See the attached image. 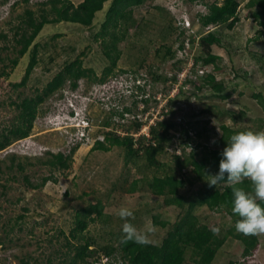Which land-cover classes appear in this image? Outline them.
Segmentation results:
<instances>
[{
  "label": "rangeland",
  "instance_id": "obj_1",
  "mask_svg": "<svg viewBox=\"0 0 264 264\" xmlns=\"http://www.w3.org/2000/svg\"><path fill=\"white\" fill-rule=\"evenodd\" d=\"M42 1L44 0L26 2L7 0L6 4H0V33L7 34L6 39H0V56L5 61H0V72L2 69L8 72L7 75L0 74V131L17 120L19 109L10 102L13 100L19 102L22 97L32 96L40 91L64 62L83 52L81 55L83 66L92 68L97 76L109 63L102 54L101 39L94 40L92 36L100 29L111 0L104 2L103 8L96 12L91 26L70 22L45 24L33 40L39 48L38 64L26 84L14 88L12 83L21 79L29 60V52H27L18 58L15 67L9 66V59L17 54L14 48L19 47L14 39V30L20 22L19 15L23 14L26 8L34 10L37 15L40 12L39 3ZM71 1L76 4L81 0ZM171 1L148 0L142 5L133 6L134 16L132 21L127 23L126 34L118 44L121 55L115 73L108 76L104 83L82 78L77 82V92L72 93L66 84L62 90L53 93L39 105L32 128L23 140L28 144V149L24 152H28L31 156L28 161L35 163L34 157H44L47 151L66 154L74 145L72 135H67L68 130L72 132L69 126L73 124L69 120L65 124L60 123L64 118L62 114H67L65 105L72 101V94L75 102L81 99L83 94L89 100L94 98L90 105L94 123L88 127V131L94 136L100 128V121L108 114L110 104L119 108L120 105L132 106L133 99L139 98V89L131 84H122L123 80L133 79L135 75L141 78L145 92L156 93L155 102L153 101L147 110V118L142 120L145 125L140 133H148L151 124L168 115L176 126L177 122L185 118L195 122L196 128L206 125V128L214 134L217 131L221 134L219 126L223 123L232 127L240 124L256 126L258 122L256 119L264 118L263 107L253 96L254 93L261 92L264 97V29L259 31L261 29L257 23L249 13H246L247 0H237L240 20L233 29H228L224 24L213 29L222 39L221 46L211 45L212 53L220 56L217 64L221 69L215 73L221 78L224 92L230 95L222 99L205 87L198 91L190 89L191 85L185 82L183 75H180L179 83L186 86L184 90L187 92L168 101L170 100L168 96L174 95L175 91L171 92V88H167V85L165 88L166 82L156 81L153 75L168 76L176 70L173 66L174 59L166 56L163 58L166 47L174 48L175 41L178 40L176 32H171L169 28L174 26H172L174 21L170 23L165 17L168 13L167 6L170 8ZM215 1L220 4L222 0ZM185 5L189 7L188 2ZM156 6L163 10H158ZM45 8H50V5L46 4ZM125 27L126 25L121 23L118 31H124ZM206 28L194 22L190 27L193 32L199 29V32H202ZM55 33L60 35L52 39L51 36ZM186 33H189L188 29ZM162 35L166 37L163 39ZM187 52L191 53L192 57L197 56L201 52V46L193 44ZM50 56L53 60L49 59ZM141 59L143 65L139 64ZM210 67L212 66H207L202 72L194 74L211 71ZM103 87L107 89L105 98L98 96L102 94L100 88ZM104 99L107 100L100 104ZM141 104L143 103L140 101L136 103V115H140L139 111L144 108V104L142 109L139 108ZM242 110L245 113L237 118V113ZM131 115H125L127 121L123 122L124 127L118 125L113 128H117L121 133L129 131L127 126L132 120ZM143 115L144 113L140 116ZM262 127L264 130V124ZM193 130L191 129L192 136L188 140L192 146L200 142ZM170 133L173 135V140L171 139L172 145H169L170 142L167 143V150L170 151L171 148L175 150L179 148L177 150L180 152L182 149L188 150L186 149L190 147L188 144L180 148L183 146L180 140L183 139L185 142L184 134L178 137L174 129H171ZM211 140L212 138L208 145L217 147L214 142L210 143ZM92 145L93 137L89 142L83 141L78 144L72 154L70 167L64 170L51 169L39 163H26L24 170H19L16 166H9L11 163L9 153L0 151V264H21V260L25 264H65L64 261L69 260L74 254L75 244H79L78 240L70 235L76 225V217L83 212V208L96 202L103 204L105 215L95 217L92 214L95 219L88 222L79 236H92L102 245L112 241L116 246L117 234L122 233L124 223L116 212L121 207H128L134 213V219L130 218L129 222L140 230L154 227L155 231L148 234L149 239L155 244L161 242L168 226L161 227L160 224L154 223L152 215H157L161 221H173L175 212L170 211L163 196L152 194L141 181L142 177L152 175L157 169L153 166L146 167V161L143 159H136L135 164V161L125 164V152L122 147L112 146L108 151H99L90 150ZM11 147L19 157L28 156L19 153L14 141L5 149ZM194 154L199 159L202 154L201 147L195 149ZM157 159L167 162L172 160L171 156L166 158L162 155ZM184 172L186 178L194 177L190 166L185 168ZM48 175L53 178L38 188H30L25 178L27 177L32 183H40L42 177ZM134 179H140L138 187L134 192H129L127 190ZM197 187L199 184L196 182L193 188L196 190ZM195 214L200 222L209 225L227 227L230 223L229 216L211 210L205 205L195 207ZM258 237L259 243L256 249L245 258L248 263L264 264V234ZM67 241L72 246L67 245ZM241 250L242 244L229 237L213 264H228L230 260L242 261ZM96 256L98 264H128L118 252L107 257V260L102 253ZM185 263L195 264L189 252Z\"/></svg>",
  "mask_w": 264,
  "mask_h": 264
},
{
  "label": "trees",
  "instance_id": "obj_2",
  "mask_svg": "<svg viewBox=\"0 0 264 264\" xmlns=\"http://www.w3.org/2000/svg\"><path fill=\"white\" fill-rule=\"evenodd\" d=\"M24 1L26 2L27 0ZM106 1L108 0H81L74 4L71 0H45L39 3L40 12L37 15L34 10L26 8L23 14L19 15L20 22L14 30V39L19 47L14 48L17 54L9 59V66L11 68L15 67L18 63V58L27 52H29V60L21 79L18 82H13L12 86L14 88L24 86L33 69L38 64L39 48L37 43H33V40L45 24L70 22L87 27L91 26L96 12L103 8ZM146 1L148 0L110 1L100 29L92 36L94 40L101 39L102 54L109 61L99 76L96 75L92 68L83 66L81 56L83 52H81L71 60L64 62L62 67L53 74L40 91H37L32 96L22 97L19 102L14 100L10 102L19 109V113L17 114L16 122L0 131V149L16 139L26 137L32 128L39 105L53 93L62 90L64 85L67 84L70 90H76L77 82L82 78L97 83H104L108 76L115 73L117 61L121 55L118 44L126 34L127 23L131 22L132 16H134L133 6L142 5ZM6 2L7 0H1L0 4H5ZM205 2L208 4V0H205ZM185 3L186 0H172L170 8L167 6L168 13L165 16L166 20L170 23H172V20L174 21V24L172 23V26H174L169 28L171 32H176L178 40L175 41L176 46L174 48L170 46L166 47L163 58L166 56V58L174 59L173 66L176 67V70L171 75L156 74L153 75V78L156 81L166 82L164 87L166 88L167 85V88H171L172 90L177 82L178 73L185 67L187 62L186 59H176L177 51L184 48V41L189 38L190 46L197 42V46H201V52L197 56H193V66L190 68V74L186 77L185 82L191 85L190 89L193 88L198 91L205 87L212 90L219 98L225 99L230 94L224 92L221 78L215 73V71L221 69L217 64L220 56L211 51V45L221 46L222 39L221 36L216 35L213 29L221 24H224L228 29L235 27L240 20L238 16L239 2L237 0H222L220 4L217 1L209 4V12L204 16H200L199 20L201 26L206 27L211 25L206 33L204 30L199 32L200 29L194 33H186V29L179 30L176 22L181 15ZM46 4H49L50 8H45ZM245 6L247 8L246 13H249L261 29L259 31H262L264 29V0H247ZM156 8L160 11L163 10L158 6ZM121 23L126 25V27L124 31L119 32L118 28ZM199 33L201 36L196 39V34ZM59 35V33H55L51 38L53 39ZM165 37L166 35H162L163 39ZM6 38L7 34L0 33V39ZM49 59L53 60L51 56ZM142 60L139 62L140 65H143ZM0 61L5 62L2 56H0ZM207 66H212L210 67L211 71L194 74L198 73L200 68ZM119 71L123 72V70ZM7 73L5 69H2L0 72L2 75H7ZM176 87L178 91L174 95L168 96V99H170L168 101L187 92L184 90L186 86L183 84H177ZM138 89L140 91L139 98L133 99L132 106L120 105V108L112 104L108 106V114L100 121V128L96 133H101L103 139H96L90 150L108 151L112 146L122 147L125 152V164L132 161H135V164L136 159H143L146 161V167H155L157 170L150 176L142 177L141 181L152 194L164 197L165 204L169 207L170 211L175 212V217L173 221H161L157 215H152L154 223L160 224L161 227L168 226L166 235L159 244L140 245L133 242L123 244L121 243L122 233H119L117 234L118 242L116 246H114L112 241L102 245L98 244L92 236H79L87 227L88 222L95 219L92 214L95 217L105 215L101 202L90 204L86 208H83V212L76 217V225L71 230L70 235L73 239L78 240L79 244H75L74 254L69 260L64 261V263L97 264L96 254L100 255L102 253L104 256L110 257L114 252H118L128 264H186L185 258L189 252L195 264H213L216 256L221 252L224 243L230 237L242 244L241 254L243 259L239 262L230 260L228 264H254L248 263L245 258L250 256L256 249L259 243L258 235L246 236L235 230V223L239 217L232 212L233 197L231 188L224 186L223 182L218 186L210 187L206 180L209 178L208 175L218 173L219 161L222 158L221 152L227 146L230 136L241 131H261L264 118H257L258 122L256 126L240 124L232 127L223 123L219 126L221 134L217 132L214 134L213 131L210 132L206 128V125L196 128L195 122L185 120V118L181 122H177V127L176 123L170 120L167 114L166 118H161L154 122L153 125H150L148 135H139L135 141L133 132L138 131L143 124L142 120L136 115V103L140 101L144 104V108L139 111L143 114L155 100L154 95L156 94L155 91L145 92L142 87H138ZM253 96L264 110V97L262 93L257 92ZM244 113L242 110L240 113H237L236 117L240 118ZM125 114H132V120L127 126L129 131L126 130L125 134L120 135L117 134V131L113 127L118 125L124 127L123 122L127 119ZM90 118L92 123H94V118L91 115ZM171 129H174L178 133V137H180V134L185 135V142H183V139L180 140V143L183 145L180 148H184L186 144L190 145V141L188 140L192 136L189 133L191 129L195 130L193 131L196 132L195 135L200 139V142L197 145L186 147L188 150L182 149L180 152V150H177L179 148L176 150L175 148H171L172 150L169 151L167 150V143L170 142L169 145H172L171 139L173 140V135L170 133ZM210 138H212L210 143L213 144L214 142V145H217V147L214 148L208 145ZM198 147L202 149L199 159L194 154V150ZM76 148L77 145L71 147L66 154L63 152L53 153L47 151L44 157H34L36 158L35 163L49 166L51 169H67L71 165L72 154ZM161 155L166 158L171 156L172 160H168L169 162L158 161L157 157ZM8 156L11 161L9 166H16L19 170H24L26 163L35 164L28 161L31 159V156L19 157V155L14 153H9ZM188 166L191 167V171L194 173L193 178H186L185 176L184 170ZM160 170L161 172H159ZM25 178L30 188H38L42 187L47 180L53 177L51 175L44 176L40 180V183H32L27 177ZM139 180L134 179L127 191L134 192L138 187ZM196 182L199 184V187L195 190L193 186ZM250 184L251 182L245 179L239 186L246 191H251ZM257 202L261 207H264V201L258 200ZM202 205L230 217V223L227 227H219V234H213L210 230L215 225L199 221L198 216L195 214V207ZM67 245H71L69 241H67ZM21 264H25V262L21 260Z\"/></svg>",
  "mask_w": 264,
  "mask_h": 264
},
{
  "label": "clouds",
  "instance_id": "obj_3",
  "mask_svg": "<svg viewBox=\"0 0 264 264\" xmlns=\"http://www.w3.org/2000/svg\"><path fill=\"white\" fill-rule=\"evenodd\" d=\"M198 1L205 2V0ZM186 2H188V6H190L194 0H186ZM213 2H215V0H208V4L205 2L207 5V11L204 14H200V16H204L209 12L208 6ZM141 81L140 77L134 76L133 79L129 78L127 81L123 80L122 84H131L133 87L138 89V87H143V83H141ZM100 89L102 94L98 96L105 98L107 89H105V87ZM71 92L73 93L77 91L71 90ZM71 99L72 101H70L68 105H65L67 114H62L64 118L60 123L65 124L67 120H69L73 124L72 126H69V129H71L73 133H76L78 129L88 131V127L92 126L90 118L92 112L90 111V105L92 104V100L94 98L89 100L88 97L83 94L82 98L75 102L72 94ZM107 99H104L101 103L103 104ZM84 102L87 103L84 104ZM88 133L91 134L89 131ZM97 135L102 134L99 133L92 136L96 137ZM24 138L25 137L16 139L14 142L21 139L24 140ZM78 144H80V142L73 146ZM4 148L0 149V151ZM27 149L28 144L26 148H19L18 151H20L19 153L21 155H28V152H24ZM7 153L15 154V152ZM42 153L43 152L41 151L40 154ZM221 157L222 158L219 161L218 173L215 175L207 174L209 178L206 181L210 187L218 186L221 182H223L224 186L231 188L233 197L232 212L239 217L235 223V230L238 233L246 236L264 234V207H261V205L257 202L258 200L264 201V130L257 132L252 130L241 131L231 135L229 141L227 142V146L221 152ZM245 179L251 182V191H246L244 188L239 186ZM116 215L124 221L122 224L121 243L127 244L128 242H133L140 245H148L152 243L148 234L153 233L155 228L150 227L145 230H140L135 227L129 222L130 218L134 219V213L130 208L121 207L117 210ZM210 230L213 234H219L220 232L219 227L216 226L211 227Z\"/></svg>",
  "mask_w": 264,
  "mask_h": 264
},
{
  "label": "built area",
  "instance_id": "obj_4",
  "mask_svg": "<svg viewBox=\"0 0 264 264\" xmlns=\"http://www.w3.org/2000/svg\"><path fill=\"white\" fill-rule=\"evenodd\" d=\"M206 11H207V5L203 1L200 2L198 0H194L192 5H190L188 8L186 7V5H184L182 8L181 15L178 17V20L176 22L177 27L179 28V30L188 29L190 33H194L193 30L190 29L191 23L194 22L196 24H199L200 14H204V13H206ZM210 26L211 25L206 26L207 28H206V30H204L205 33L208 32ZM200 36H201L200 33L196 34V39H198ZM194 44H197V42H195ZM189 47H190V43H189V38H188V39H185V41H184V48H182L181 50L178 49V51H177L178 54L176 56V59H179V58L186 59L187 62H186L185 67H183V69L178 73L177 80H176L177 82L173 86L171 92L175 91L174 93H176L178 91V88L176 87V85L180 84L179 80H178L179 79L178 77L180 75H183L184 80H185L186 77L190 74V68L193 66V57H192L191 53L189 54L187 52V49H189ZM202 71H203V68H200L198 70V72H202ZM142 107H143V104H141L139 108L142 109ZM150 109H152V108H150ZM140 115H142V114L140 113ZM140 115H137V116L141 120L144 121L147 118L148 111L144 112V115H143L144 119ZM143 125H145V124H142L140 129L138 131H136L135 133H133V135L135 136V141L137 140L138 135H144V134L148 135V133H140V130L142 129ZM115 130L117 131V134H120V135L126 133V132L121 133L120 131H118L117 128H115ZM189 133L191 134V131ZM67 135H72L71 139H73L74 145L77 144L78 142H80V143H82L83 141L89 142V139L91 137H93L90 133H88V131H86L84 129H78L76 133H73V132L68 130ZM95 139L102 140L103 135H97L96 137H93V141ZM14 143H15L17 149H19V148L23 149V148L27 147L26 142L25 141L23 142L22 139L18 140L17 142H14ZM135 146H136V144H135ZM4 149L2 151H5L6 153L15 151V149L13 147L7 148L5 150Z\"/></svg>",
  "mask_w": 264,
  "mask_h": 264
}]
</instances>
